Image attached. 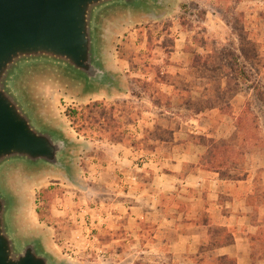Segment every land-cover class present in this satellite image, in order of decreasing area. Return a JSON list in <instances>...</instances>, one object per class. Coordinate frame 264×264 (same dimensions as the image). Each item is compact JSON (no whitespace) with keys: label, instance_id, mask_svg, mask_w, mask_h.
Wrapping results in <instances>:
<instances>
[{"label":"rangeland","instance_id":"rangeland-1","mask_svg":"<svg viewBox=\"0 0 264 264\" xmlns=\"http://www.w3.org/2000/svg\"><path fill=\"white\" fill-rule=\"evenodd\" d=\"M160 5L151 17L117 22L108 60L120 78L118 92L83 96L78 81L60 76L59 85L43 80L30 89L47 108L48 121L77 143V178L76 186L53 175L17 179L27 200L24 221L43 231L49 248L69 264H143L150 258L134 254L132 238L111 218L103 220L108 208L100 204H109L111 215L113 191L97 181L87 185L89 167L94 172L102 159L112 160L116 144L126 147L120 155L137 163L145 159L138 157L141 148L151 150L158 141L169 142L175 131L201 126L211 137L202 142L224 161L243 166L249 157L250 164L264 163V0ZM193 88L196 99L184 93ZM199 111L201 121L191 124ZM3 177L12 185L17 176Z\"/></svg>","mask_w":264,"mask_h":264},{"label":"water","instance_id":"water-1","mask_svg":"<svg viewBox=\"0 0 264 264\" xmlns=\"http://www.w3.org/2000/svg\"><path fill=\"white\" fill-rule=\"evenodd\" d=\"M157 1L0 0V264H69L24 221L27 200L17 179L53 175L74 185L77 178V143L48 121L30 89L60 76L78 81L83 96L118 92L108 60L114 29L119 20L153 16ZM10 172L12 185L3 177Z\"/></svg>","mask_w":264,"mask_h":264},{"label":"crops","instance_id":"crops-1","mask_svg":"<svg viewBox=\"0 0 264 264\" xmlns=\"http://www.w3.org/2000/svg\"><path fill=\"white\" fill-rule=\"evenodd\" d=\"M197 90L184 93L196 99ZM201 118L199 111L190 123ZM203 138L211 137L201 126L175 131L169 142L141 148L138 157L145 159L137 163L120 155L126 147L116 144L113 159H102L94 172L90 166L86 177L87 185L97 181L115 195L111 215L110 205L100 204L108 208L103 220L111 218L132 238L134 254L150 257L143 264H264V163L250 164L249 157L243 166L224 161ZM141 237H148L145 243Z\"/></svg>","mask_w":264,"mask_h":264},{"label":"trees","instance_id":"trees-1","mask_svg":"<svg viewBox=\"0 0 264 264\" xmlns=\"http://www.w3.org/2000/svg\"><path fill=\"white\" fill-rule=\"evenodd\" d=\"M226 261H227V259H221V260L219 261V263H220V264H224V263H226Z\"/></svg>","mask_w":264,"mask_h":264},{"label":"built area","instance_id":"built-area-1","mask_svg":"<svg viewBox=\"0 0 264 264\" xmlns=\"http://www.w3.org/2000/svg\"><path fill=\"white\" fill-rule=\"evenodd\" d=\"M132 180H134V179H132Z\"/></svg>","mask_w":264,"mask_h":264}]
</instances>
